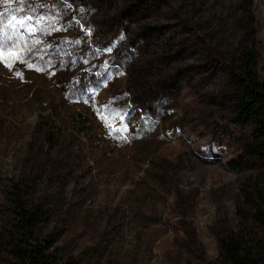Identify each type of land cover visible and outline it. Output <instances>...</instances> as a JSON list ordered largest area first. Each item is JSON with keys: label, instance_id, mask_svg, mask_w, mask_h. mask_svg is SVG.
Masks as SVG:
<instances>
[{"label": "rangeland", "instance_id": "rangeland-1", "mask_svg": "<svg viewBox=\"0 0 264 264\" xmlns=\"http://www.w3.org/2000/svg\"><path fill=\"white\" fill-rule=\"evenodd\" d=\"M240 1L146 0L131 14L125 0H0V39L31 49L26 63L0 52V202L27 176L61 200L53 223L71 252L221 264L220 236L252 212L242 190L257 168L238 164L249 128L222 120L233 56L255 47L264 82V0L250 26ZM12 16H32V29L8 27Z\"/></svg>", "mask_w": 264, "mask_h": 264}, {"label": "trees", "instance_id": "trees-1", "mask_svg": "<svg viewBox=\"0 0 264 264\" xmlns=\"http://www.w3.org/2000/svg\"><path fill=\"white\" fill-rule=\"evenodd\" d=\"M125 2L131 14H143L147 8L146 0ZM252 2L240 1L241 8L248 12L249 26L253 22L249 10ZM235 59L233 56L232 63L227 66L230 107L222 120L249 128V136L243 142L244 158H240L238 164L254 162L257 168L242 190V201L246 200L252 212L240 209L239 229L220 236L221 264H264V82L256 70L260 54L253 47L242 53L239 62ZM97 78L98 72L83 71L80 75L82 82ZM75 120L81 127L78 128L80 132L87 129L89 122L80 114ZM44 141L49 146L56 143L52 136ZM156 164L159 168L167 167L163 162ZM60 206L57 196L36 192L30 177H19L5 184L0 202V264H102L104 252L97 246L74 253L58 243L61 231L53 220ZM251 221L256 227L247 226Z\"/></svg>", "mask_w": 264, "mask_h": 264}, {"label": "snow or ice", "instance_id": "snow-or-ice-1", "mask_svg": "<svg viewBox=\"0 0 264 264\" xmlns=\"http://www.w3.org/2000/svg\"><path fill=\"white\" fill-rule=\"evenodd\" d=\"M5 11H9L8 9H5ZM3 18V14L0 13V19ZM32 16H26L23 19H18L16 16H12L11 19L8 21V27H11L15 29L17 25L20 27L27 28L29 30L32 29V25L29 24V21L32 20ZM41 21L37 20V23H40ZM0 35H2V29H0ZM5 49H16V51L13 52V55L15 57L14 62H21L26 63V58L30 54L31 49H27L23 47V44L18 42L15 38L9 37L7 42H5L3 39H0V52H3ZM109 51H111L109 49ZM2 58V57H0ZM7 67H12V65H6Z\"/></svg>", "mask_w": 264, "mask_h": 264}]
</instances>
